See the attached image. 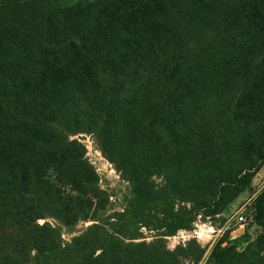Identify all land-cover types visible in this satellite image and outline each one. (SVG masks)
I'll return each instance as SVG.
<instances>
[{
  "label": "trees",
  "instance_id": "trees-1",
  "mask_svg": "<svg viewBox=\"0 0 264 264\" xmlns=\"http://www.w3.org/2000/svg\"><path fill=\"white\" fill-rule=\"evenodd\" d=\"M79 134L127 183L120 211ZM263 165L264 0H0V264H198L166 238ZM253 209L259 235L212 264H264V190Z\"/></svg>",
  "mask_w": 264,
  "mask_h": 264
},
{
  "label": "rangeland",
  "instance_id": "rangeland-1",
  "mask_svg": "<svg viewBox=\"0 0 264 264\" xmlns=\"http://www.w3.org/2000/svg\"><path fill=\"white\" fill-rule=\"evenodd\" d=\"M67 4L75 3L78 0H64ZM77 138L86 147V157L95 167L101 181L100 185L103 189H107L112 195L110 202L112 207L107 211L106 215H110L115 211H120L123 207L125 196L128 194V185L121 180L119 173L114 166L106 160L98 150L93 138L90 135L79 134L73 136ZM54 179V175L50 174ZM159 182V180H157ZM264 190V165L255 174L251 184L240 194L224 211L223 214L215 218L207 217L204 221L197 219L193 228L190 231L181 230L174 236L167 237V247L173 250L178 245L187 244L194 241L202 249L204 255L198 264H212L210 261V253L214 245L222 239L227 233L224 246L235 244L239 250L246 245L245 234L248 238L254 240L261 228L255 221V212L253 209V201L256 196ZM243 213L246 218L245 224L237 223L236 217ZM43 222V221H42ZM90 223L80 224L74 230V234H78L85 226ZM143 238L150 242L155 233L143 229ZM63 238L68 239L70 235L64 231ZM186 264H194L189 261Z\"/></svg>",
  "mask_w": 264,
  "mask_h": 264
},
{
  "label": "built area",
  "instance_id": "built-area-1",
  "mask_svg": "<svg viewBox=\"0 0 264 264\" xmlns=\"http://www.w3.org/2000/svg\"><path fill=\"white\" fill-rule=\"evenodd\" d=\"M236 220H237V223H239V224H245L246 223V218H245L243 213L238 214L236 217Z\"/></svg>",
  "mask_w": 264,
  "mask_h": 264
}]
</instances>
